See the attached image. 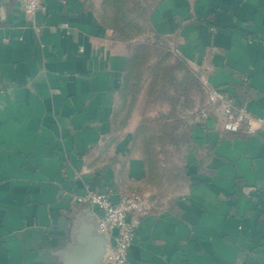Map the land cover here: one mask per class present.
Listing matches in <instances>:
<instances>
[{"label":"crops","instance_id":"0c3cea01","mask_svg":"<svg viewBox=\"0 0 264 264\" xmlns=\"http://www.w3.org/2000/svg\"><path fill=\"white\" fill-rule=\"evenodd\" d=\"M44 2L30 21L21 0H0V264H106L112 241L75 201L87 191L149 201L131 264H264V133L226 131L209 102L221 90L264 117V0H159L150 13L154 41L205 95L174 189L153 180L125 114L130 49L82 0Z\"/></svg>","mask_w":264,"mask_h":264},{"label":"rangeland","instance_id":"374dc122","mask_svg":"<svg viewBox=\"0 0 264 264\" xmlns=\"http://www.w3.org/2000/svg\"><path fill=\"white\" fill-rule=\"evenodd\" d=\"M82 1L112 40L131 51L125 114L136 122L135 144L142 148L153 180L162 186L172 183L174 189L183 180L191 121L205 97L201 81L169 46L154 41L150 13L159 0Z\"/></svg>","mask_w":264,"mask_h":264},{"label":"built area","instance_id":"2783aa9c","mask_svg":"<svg viewBox=\"0 0 264 264\" xmlns=\"http://www.w3.org/2000/svg\"><path fill=\"white\" fill-rule=\"evenodd\" d=\"M21 9L24 15L34 21L39 14L46 12L44 0H21ZM67 35L73 33V28L68 21L60 24ZM210 105L216 106L224 119L223 128L232 133H244L252 136L264 133V117H257L247 109L238 106L226 93L213 90L209 95ZM204 119L209 118V112H201ZM76 203L90 207L97 216L98 228L109 240L112 248L106 264H131L129 251L134 244L139 220L136 215L145 214L149 209L146 197L130 193L120 197L118 202L111 198L110 192L97 193L87 191L75 199Z\"/></svg>","mask_w":264,"mask_h":264},{"label":"water","instance_id":"95a60500","mask_svg":"<svg viewBox=\"0 0 264 264\" xmlns=\"http://www.w3.org/2000/svg\"><path fill=\"white\" fill-rule=\"evenodd\" d=\"M96 219H97V217H96ZM97 225H98V220H97ZM101 235H102L103 237H106L103 233H101Z\"/></svg>","mask_w":264,"mask_h":264}]
</instances>
